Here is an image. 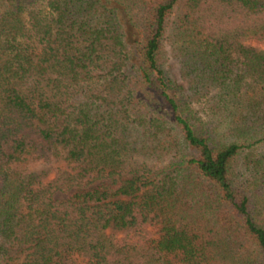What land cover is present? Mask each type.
Here are the masks:
<instances>
[{"label":"trees","instance_id":"1","mask_svg":"<svg viewBox=\"0 0 264 264\" xmlns=\"http://www.w3.org/2000/svg\"><path fill=\"white\" fill-rule=\"evenodd\" d=\"M251 40L264 0H0V264H264Z\"/></svg>","mask_w":264,"mask_h":264},{"label":"rangeland","instance_id":"2","mask_svg":"<svg viewBox=\"0 0 264 264\" xmlns=\"http://www.w3.org/2000/svg\"><path fill=\"white\" fill-rule=\"evenodd\" d=\"M167 33H168V35H170L169 31ZM166 41H167V39H166ZM249 43H250V45L258 47V48H264V41L258 42L255 40H251ZM165 44H167L166 45L167 56L165 59V66H166V68H168L170 70L172 78L176 81V83L182 87L183 91L186 92V89L188 87V82L186 79H183L181 77L179 59L174 58L171 55L169 42L167 41V42H165ZM30 171H34V173H36L37 175H39L40 173L45 171L47 173V178H49V176L50 177L52 176L53 165H51V164H49V165L39 164L35 167H31ZM42 180L44 181V180H46V178L44 177V178H42Z\"/></svg>","mask_w":264,"mask_h":264}]
</instances>
